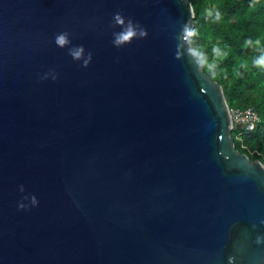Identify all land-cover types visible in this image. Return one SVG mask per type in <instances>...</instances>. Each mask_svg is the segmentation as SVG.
<instances>
[{"label":"water","instance_id":"95a60500","mask_svg":"<svg viewBox=\"0 0 264 264\" xmlns=\"http://www.w3.org/2000/svg\"><path fill=\"white\" fill-rule=\"evenodd\" d=\"M128 19L147 35L116 47ZM185 23L189 0H0V264H264V164Z\"/></svg>","mask_w":264,"mask_h":264},{"label":"trees","instance_id":"16d2710c","mask_svg":"<svg viewBox=\"0 0 264 264\" xmlns=\"http://www.w3.org/2000/svg\"><path fill=\"white\" fill-rule=\"evenodd\" d=\"M189 1L197 32L190 46L205 51L208 62L213 60V48L227 53L216 62L214 75L207 68L204 72L222 86L230 109L251 107L258 115L254 129L243 132L241 140L234 139L235 148L264 164V67L254 64L264 54V0ZM239 130L232 128V136Z\"/></svg>","mask_w":264,"mask_h":264},{"label":"clouds","instance_id":"9594fccd","mask_svg":"<svg viewBox=\"0 0 264 264\" xmlns=\"http://www.w3.org/2000/svg\"><path fill=\"white\" fill-rule=\"evenodd\" d=\"M207 15L210 17L212 16V13L209 11L207 12ZM219 18L220 15L219 12H217L216 19ZM114 21L118 25H125V20L120 13L115 14ZM138 28H139L138 24H134V22L131 19H128L127 24L125 27H123L122 31L113 34L115 37L113 40L114 45L116 47H121L126 43H130L133 39L137 37H143L147 35V32L144 29H139V31H137ZM196 36H197L196 29L190 26L189 24L185 23L179 39L185 42H191ZM68 43H70L68 39V33H62L56 37V44L58 46L64 47ZM250 43L251 41H246V45ZM256 43L259 44L260 43L259 40H257ZM83 52H84V48L83 46H80L75 50H70V55H72L74 59L79 60L82 58ZM188 52L194 58V62L198 66L199 70H202L203 68H207L213 75L215 74V69L217 67L216 62L219 59L225 58L227 55V53L222 54L218 49L213 48V60L211 62H208L205 51H202L200 48L191 47L188 49ZM91 59H92V54L91 52H89L87 59L84 60L83 67H87L91 62ZM254 64L257 67H264V54H261L259 58L254 60ZM237 75H239V73H237ZM56 78H57L56 76H53L54 80ZM31 199L33 206L38 204V201L35 196H33ZM19 208L24 209L26 208V206L23 204H19ZM261 222L264 223V221ZM255 242L257 244L264 243V236H257Z\"/></svg>","mask_w":264,"mask_h":264},{"label":"built area","instance_id":"2783aa9c","mask_svg":"<svg viewBox=\"0 0 264 264\" xmlns=\"http://www.w3.org/2000/svg\"><path fill=\"white\" fill-rule=\"evenodd\" d=\"M230 116L232 128H240V130L233 136V139L237 140H241L243 132L253 130L258 121V115L251 107L245 108L243 110L237 108L230 109ZM242 147H244V145H242Z\"/></svg>","mask_w":264,"mask_h":264}]
</instances>
